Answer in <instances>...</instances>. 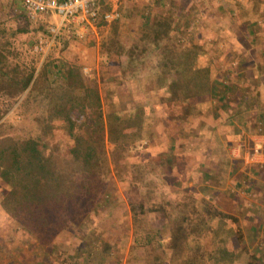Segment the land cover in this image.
Masks as SVG:
<instances>
[{
  "label": "rangeland",
  "instance_id": "374dc122",
  "mask_svg": "<svg viewBox=\"0 0 264 264\" xmlns=\"http://www.w3.org/2000/svg\"><path fill=\"white\" fill-rule=\"evenodd\" d=\"M19 4L0 0V50L11 64L33 67V77L16 97L0 92V134H39L42 116L60 96L73 107L76 125L88 119L87 108L63 95L73 96L74 87L55 68L76 64L102 99L104 148L121 158L104 177L100 203L83 227L60 231L48 245L0 207V264H165L162 248L152 253L132 241L165 243L164 213L146 211L134 230L130 202L186 210L204 205L208 264H264V0H121L119 28L102 33L91 64L73 58L74 33L51 43L43 23L26 21ZM78 38L81 49L93 44ZM38 39L45 41L41 50ZM184 67L201 70L193 89L179 81ZM163 103L173 106L169 128L158 114ZM188 108L190 120L175 123ZM117 123L132 133L114 145L107 127ZM54 126L50 143H66L64 125L56 120ZM58 146L60 155L64 145ZM3 186L0 180V198ZM80 232L91 241L79 245Z\"/></svg>",
  "mask_w": 264,
  "mask_h": 264
},
{
  "label": "trees",
  "instance_id": "16d2710c",
  "mask_svg": "<svg viewBox=\"0 0 264 264\" xmlns=\"http://www.w3.org/2000/svg\"><path fill=\"white\" fill-rule=\"evenodd\" d=\"M116 22H113V28ZM55 68L60 69L64 79L74 87L73 96L62 94L68 96V102L72 100L77 106L87 108L88 119L76 125L78 118L73 117V107L60 96L42 116L39 134L28 137L0 134V180L4 183L0 207L13 223L42 245L50 244L66 228L74 230L83 227L100 203L105 189L104 177L112 168L117 169L116 161L121 158L115 148L110 154L104 148L102 99L96 83L86 82L76 64L62 63ZM33 69L11 64L0 50V92L12 98L18 96L29 86ZM199 71L184 67L182 71L179 70V81L186 89H193L196 87L193 77ZM169 81L176 83L174 79ZM209 87L203 86V92H207ZM202 90L197 93H202ZM56 120L64 125L66 143H50L48 137L55 129ZM123 128V123H117L113 128L107 127V130L114 132L110 137L114 145L126 140L132 133L125 132ZM73 130H76L75 133ZM59 144L64 145L60 155L56 154ZM170 206L168 209L161 204L152 207V204L130 202L134 230L139 228L140 215L146 211H161L164 213L162 230L166 232L165 243L152 241L149 237L143 242L133 237V243L140 242L142 247H150L152 253L162 248L166 255L165 264H208L210 254L203 244L208 229L203 215L206 207L201 205L200 208L196 206L186 210L177 203ZM218 214L222 219L235 221L229 214ZM85 234L81 233L80 239L77 237L79 245L91 241ZM100 250L104 252L101 254L104 258L107 252L105 243H102Z\"/></svg>",
  "mask_w": 264,
  "mask_h": 264
},
{
  "label": "built area",
  "instance_id": "2783aa9c",
  "mask_svg": "<svg viewBox=\"0 0 264 264\" xmlns=\"http://www.w3.org/2000/svg\"><path fill=\"white\" fill-rule=\"evenodd\" d=\"M121 0H20L19 10L25 20L43 23L49 41L66 32H82L100 37L102 27L118 20ZM81 32V31H80ZM72 34V35H74ZM45 41L38 39L35 48L41 50ZM87 71L88 68L84 67Z\"/></svg>",
  "mask_w": 264,
  "mask_h": 264
},
{
  "label": "crops",
  "instance_id": "0c3cea01",
  "mask_svg": "<svg viewBox=\"0 0 264 264\" xmlns=\"http://www.w3.org/2000/svg\"><path fill=\"white\" fill-rule=\"evenodd\" d=\"M176 15V14H175ZM120 20V19H119ZM118 22V21H117ZM116 22V23H117ZM119 23V22H118ZM116 24L115 25V29L116 28H119V24ZM115 29L113 30V28L111 29V27H110V24L109 25H107V26H104V27H102V29H101V32H100V37L99 38H97V37H95L93 34L91 35V34H89V33H87V32H82V28H79V30H78V32L80 33L79 35H73V36H76L75 38L78 40L79 38H78V36H80V39H83L84 37V41H86L87 39H89V40H92V41H90L89 42V44H91V42L93 43V44H91L90 46L91 47H85V46H83V48L81 49V46H80V43L79 42H81V40H79V42H76V39L75 40H73L72 39V44L73 45H75L74 46V48H73V53H74V55H73V58L74 59H78V63H82V59H83V61H85L86 63H89V64H91L92 63V60H93V52H94V50L96 49L97 50V48H96V46L101 42V36H102V33L103 34H107V33H113L114 31H115ZM81 31V32H80ZM74 33V32H73ZM92 45H94V46H92ZM81 49V50H80ZM157 85V84H156ZM125 90H127V89H125ZM158 91V85L156 86V92ZM159 92V91H158ZM160 105H165L164 106V108H163V106H159L158 108H160L158 111V114H165V117H166V121L164 122L165 123V125H167L168 126V123H169V119L171 118L172 120H174V118H172L171 116H173L174 114V112H171V110L173 109V106H168V103H163V104H160ZM157 106V105H156ZM149 107V106H148ZM147 107V108H148ZM162 108V109H161ZM189 109L190 108H188V110L186 111V112H182V116H181V118L180 117H178L177 119V121L175 122V123H178V122H181L182 123V125H185L189 120H190V118L189 117H186V113L188 112V113H190L189 112ZM187 113V114H188ZM184 115H185V117L186 118H184ZM174 117V116H173ZM172 123V122H171ZM175 123H172V124H175ZM182 125L180 126V129L181 128H183L182 127ZM185 127V126H184ZM168 128H169V126H168ZM171 128V127H170ZM184 129V128H183ZM187 130V129H186ZM186 134H188V133H186ZM175 136L177 135V134H174ZM177 137H178V135H177ZM171 139V142H173V146L174 145H179V143H180V141H179V139H177V141H174V139L175 138H170ZM262 139H264V137L262 136ZM180 145H183V144H180ZM263 156V155H262Z\"/></svg>",
  "mask_w": 264,
  "mask_h": 264
}]
</instances>
